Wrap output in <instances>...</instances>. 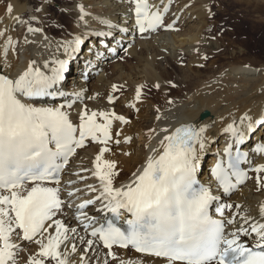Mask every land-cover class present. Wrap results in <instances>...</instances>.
Masks as SVG:
<instances>
[{
    "label": "bare ground",
    "instance_id": "1",
    "mask_svg": "<svg viewBox=\"0 0 264 264\" xmlns=\"http://www.w3.org/2000/svg\"><path fill=\"white\" fill-rule=\"evenodd\" d=\"M226 1L234 0H0V78L14 83L24 113L51 143L63 125L86 122L96 134L56 184L0 189V218L7 222L0 219V250L11 247L14 227L8 226L17 209L36 236L28 252L40 261L44 250L60 264H180L105 247L94 234L113 213L133 221L119 199L180 127L198 133L188 155L191 179L208 194L212 218L223 222L221 250L264 244V62L249 57L213 73L214 64L205 61L223 42L211 27L218 23V3ZM140 4L149 18L163 15V24L139 28ZM259 49L264 52V42ZM204 112L210 115L202 120ZM103 133L108 143H97ZM227 155L246 176L228 170L222 183L215 168ZM28 192L38 198L36 228L24 209ZM11 250L4 264H21Z\"/></svg>",
    "mask_w": 264,
    "mask_h": 264
},
{
    "label": "rangeland",
    "instance_id": "2",
    "mask_svg": "<svg viewBox=\"0 0 264 264\" xmlns=\"http://www.w3.org/2000/svg\"><path fill=\"white\" fill-rule=\"evenodd\" d=\"M249 1H251V2H249ZM255 1L256 0H254V2L252 0H239V1L234 0L233 2L226 1V2H221V3L219 2L218 3V5L220 4L219 5L220 12H223V14L220 12H219V14H217L219 16L215 17L216 18L215 22L218 21V23L216 22V25H215L216 27H211V29L217 30V31L216 30L213 31V33L216 34L215 40H219V41L221 40L223 42H219L220 52H219V50H216V53L213 54V57L205 60L206 64H208L210 61H211L210 64H214V68L216 70L214 69L213 73L214 72L216 73L217 71L219 72L220 69L223 68L224 66H228L230 64L229 62L240 63L242 61L244 62V59L249 58V57L250 58H257V59H259V61L261 60L264 62V52H262V50L259 49L261 47V42H264V3L256 4ZM224 16L225 17L227 16V17L225 18ZM238 29H239V32H238ZM233 30L236 32V34H237L236 36H234ZM227 36L228 37L231 36L230 37L231 39L230 38L228 39ZM221 43H222V45H221ZM240 50H244V51L241 52ZM233 53L235 55V58H230ZM219 56H221V57H219ZM123 123H125V122H123ZM207 155L208 156L205 157L206 158L205 162H208L209 157L211 156L210 153ZM201 176H202V174L198 175V178H200ZM23 200H27V201H24V204L26 203L24 209L28 210L27 214H29V215H30V213L32 214L30 216L33 217L34 223H35V228H36V220L34 218L35 215H33V213L37 210L38 198L35 197V194L31 195L29 193V196L23 197ZM45 202H46V200H45ZM33 206H34V210H33ZM16 210L17 209H14V211H13V216L15 217L16 222L14 221L13 224L10 223L8 226V229L10 226L14 227V228L12 227L13 232H11L12 236H10V237H9L10 232L8 230V239H10L9 240L10 243L12 242L11 247H10V244L9 243L8 244H9V249L10 248L12 249L11 251L18 253V254H16L17 260H19L21 262V264H48V263L49 264H60V261L58 259H55V258H54L55 261L53 258L47 259V260H45V262L40 261V259L37 258V255L35 256V255H32L28 252L29 251L28 249L30 248L29 246H31L30 241L33 240L34 237H36V236H32L31 234H29L27 232V229H25L26 228L25 222L23 221V216H25V215H22V216L18 215L19 212ZM14 212H16V213H14ZM0 219L3 220V222L6 223V225H7V222L4 221L5 220L4 216H2ZM22 221H23V224L21 223ZM34 223H32L31 225H33ZM16 224L17 225L19 224V226H16ZM24 230H26V231H24ZM23 231L25 233H23ZM0 233H2L1 230H0ZM17 234L19 236H17ZM24 234L25 235L27 234V236H25ZM15 238H17V239H15ZM4 240H7V237H4ZM19 242H21V243H19ZM41 262H43V263H41ZM137 262L138 261H136L134 264H141L140 262H138V263Z\"/></svg>",
    "mask_w": 264,
    "mask_h": 264
},
{
    "label": "water",
    "instance_id": "3",
    "mask_svg": "<svg viewBox=\"0 0 264 264\" xmlns=\"http://www.w3.org/2000/svg\"><path fill=\"white\" fill-rule=\"evenodd\" d=\"M209 112H204L202 115H201V119L204 120L206 119L207 117H209Z\"/></svg>",
    "mask_w": 264,
    "mask_h": 264
}]
</instances>
